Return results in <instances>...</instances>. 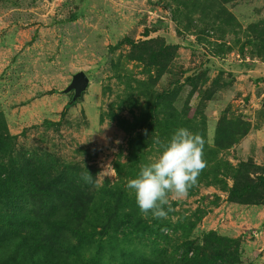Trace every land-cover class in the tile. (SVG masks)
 <instances>
[{
    "label": "rangeland",
    "instance_id": "1",
    "mask_svg": "<svg viewBox=\"0 0 264 264\" xmlns=\"http://www.w3.org/2000/svg\"><path fill=\"white\" fill-rule=\"evenodd\" d=\"M201 1L0 0V112L17 135L15 153L38 162L36 154L49 152L60 163L88 169L98 186L115 183V163L129 154L126 126L152 106L153 92L178 89L175 106L204 113L209 143L220 119L247 128L222 150L221 161L264 167V50L250 42L258 43L259 29L264 38V0L226 3L240 26L225 34L193 4ZM258 23L259 31L252 28ZM152 52L160 53L156 65ZM79 71L90 83L72 103L74 91L64 90ZM147 154L156 158L159 145ZM222 187L200 186L172 200L178 201L172 223L205 212L191 238L214 230L208 221L216 207L234 203ZM240 205L264 213V204ZM228 207L221 209L223 220ZM242 231L227 235L240 239L241 261L264 264V214ZM168 234L174 235L160 244L172 253L181 231Z\"/></svg>",
    "mask_w": 264,
    "mask_h": 264
},
{
    "label": "trees",
    "instance_id": "2",
    "mask_svg": "<svg viewBox=\"0 0 264 264\" xmlns=\"http://www.w3.org/2000/svg\"><path fill=\"white\" fill-rule=\"evenodd\" d=\"M230 1L203 0L193 4L198 8L202 5L203 16L212 24L219 22L225 34L240 26L225 5ZM260 27L261 23L252 24L256 30ZM259 30L258 43L250 42L264 50L263 31ZM159 54H149L155 65ZM178 91L169 89L149 96L152 106L142 110L125 128L131 130L129 154L126 161L115 163L119 179L99 186L88 169L60 163L49 152L36 154L38 162L20 152L16 154L17 135L10 132L0 112V264H243L239 238L215 230L203 231L201 238H191L205 212L193 220L187 217L184 222L172 223L173 207L178 203L172 201V211L166 219H155L150 213L145 217L134 192L127 187L129 179L152 161L147 149L158 145L156 139L166 142L177 128L186 127L205 141L206 168L190 192L200 186L223 184L230 202L264 204V167L253 162H241L235 167L220 158L222 150L245 135L247 128L227 118L220 119L213 143H209L206 116L190 106L178 110ZM87 170L93 176L92 183L81 179ZM228 179L233 180L229 188ZM170 229L181 231L182 241H176L172 253L160 244L174 235L168 234Z\"/></svg>",
    "mask_w": 264,
    "mask_h": 264
},
{
    "label": "clouds",
    "instance_id": "3",
    "mask_svg": "<svg viewBox=\"0 0 264 264\" xmlns=\"http://www.w3.org/2000/svg\"><path fill=\"white\" fill-rule=\"evenodd\" d=\"M159 154L141 167L127 187L134 192L140 212L147 217L166 219L172 211V200H182L196 186L201 172L206 168L204 139L186 127L177 128L166 142L155 141ZM86 183L93 182L89 171L81 174Z\"/></svg>",
    "mask_w": 264,
    "mask_h": 264
},
{
    "label": "crops",
    "instance_id": "4",
    "mask_svg": "<svg viewBox=\"0 0 264 264\" xmlns=\"http://www.w3.org/2000/svg\"><path fill=\"white\" fill-rule=\"evenodd\" d=\"M228 201H226V204ZM226 208V213H223L226 216V220L222 218L221 209ZM219 212L216 215H212V220H209V227L218 231L222 235H231V236H240L243 234L244 229H249L256 226L259 223V218L261 219L262 210L254 206H245L237 203H229V205H220L216 207L215 213ZM214 218H216L214 220ZM244 237V235H243Z\"/></svg>",
    "mask_w": 264,
    "mask_h": 264
},
{
    "label": "water",
    "instance_id": "5",
    "mask_svg": "<svg viewBox=\"0 0 264 264\" xmlns=\"http://www.w3.org/2000/svg\"><path fill=\"white\" fill-rule=\"evenodd\" d=\"M90 78L84 71H79L73 75V79L69 86L64 90L65 93L74 91L72 103L76 102L87 90Z\"/></svg>",
    "mask_w": 264,
    "mask_h": 264
}]
</instances>
